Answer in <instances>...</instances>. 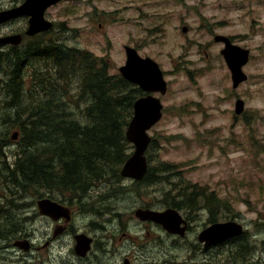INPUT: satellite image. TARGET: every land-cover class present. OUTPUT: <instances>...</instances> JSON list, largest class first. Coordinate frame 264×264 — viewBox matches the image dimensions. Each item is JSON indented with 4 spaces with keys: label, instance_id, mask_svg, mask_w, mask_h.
Returning a JSON list of instances; mask_svg holds the SVG:
<instances>
[{
    "label": "rangeland",
    "instance_id": "374dc122",
    "mask_svg": "<svg viewBox=\"0 0 264 264\" xmlns=\"http://www.w3.org/2000/svg\"><path fill=\"white\" fill-rule=\"evenodd\" d=\"M92 5L96 14L91 12ZM52 11L54 17L62 14L67 25L81 27L80 33L67 40V46L105 57L111 64V73L124 64V45L137 48L140 55L159 63L166 72L169 93L164 98L167 108L161 121L149 132L156 143L147 154L150 164L167 162L179 167L186 182L215 192L218 199L235 207L236 217L253 233L258 212L264 219V5L253 0H69ZM182 27H186L185 33ZM214 34L231 36L251 50L250 61L243 68L248 80L236 90L231 88L230 74L220 55L222 45L213 42ZM5 61L0 56V65ZM237 97L244 100L246 112L235 120L233 109ZM5 127V122L0 123V136ZM165 176L166 180L149 189L148 202L160 206L161 196L165 204L174 203L188 216L196 217L197 223L204 222L199 219L208 206L207 199L184 188L171 174ZM163 183L176 185L178 194L158 186ZM32 184L33 181L27 183L26 188L30 189ZM59 188L72 194L83 189H66L69 187L63 185ZM48 189L49 194H58L56 189ZM114 194L122 196L119 191ZM132 197L129 195L130 210L135 205ZM19 200L26 204L18 206ZM29 202L30 196L14 182L0 189V257L6 253L9 233L20 235L16 229L22 216L18 212L27 216ZM131 217L135 219L132 212L129 221ZM44 229L40 226L35 231L36 239L44 236ZM129 231L133 240L129 242V257L138 258L141 250L148 264H152L156 249L167 248L170 259L179 258L176 251L182 247L177 246L178 241L161 236L151 226L137 229L133 220ZM255 235L262 237L258 231ZM186 242L190 243V235ZM262 249L264 257V244ZM104 254L99 247L96 264H103ZM198 258H203L201 251ZM50 263L59 261L52 257Z\"/></svg>",
    "mask_w": 264,
    "mask_h": 264
},
{
    "label": "trees",
    "instance_id": "16d2710c",
    "mask_svg": "<svg viewBox=\"0 0 264 264\" xmlns=\"http://www.w3.org/2000/svg\"><path fill=\"white\" fill-rule=\"evenodd\" d=\"M75 52L78 57L74 70L71 58ZM51 56L56 64L55 79L45 80L44 86H36L38 99L31 97L32 93L23 88L18 68L22 60L9 63L6 81L0 77V123L6 124L0 136V189L14 182L30 196V206L44 195L48 187L63 185L69 187L66 189H81L86 185L81 190L84 192L93 183L108 178L119 182V168L132 148L125 138V129L139 90L132 88L119 74L110 75L108 63L87 51L66 48L60 51L57 48L52 50ZM71 74L77 79L74 102H84L78 116L67 108L69 101L63 100L66 92L63 83L70 84ZM10 91L18 101L12 99ZM13 130L17 132L15 141L11 140ZM174 170L166 163L153 166L141 182L134 183L132 189L141 194L146 187L166 180L167 174L180 176ZM176 180L179 181L178 178ZM32 181V187L27 189V183ZM182 184L190 191L208 195L209 202L210 199L216 201L215 194H206L196 186ZM173 186L176 188V185ZM17 191L20 195L21 191ZM178 192L176 188L174 194ZM206 202L209 205L208 200ZM25 204L23 200L17 201L18 206ZM213 205L216 207L218 204ZM19 216L22 217L16 230L20 231V235L9 233L7 240L28 237L25 225H29L33 217L29 214ZM215 216L211 214V219Z\"/></svg>",
    "mask_w": 264,
    "mask_h": 264
},
{
    "label": "flooded vegetation",
    "instance_id": "af4514ba",
    "mask_svg": "<svg viewBox=\"0 0 264 264\" xmlns=\"http://www.w3.org/2000/svg\"><path fill=\"white\" fill-rule=\"evenodd\" d=\"M23 1L0 0V10L18 6ZM46 15H44L45 19L47 18ZM27 24L28 18L23 16L6 23L0 29V34L16 35L22 44L27 43L31 46L35 45L37 37L45 42L50 41V35L47 33L27 37ZM53 25L52 29L58 30V25L56 23ZM114 192V185L111 182L107 184L96 182L84 192L67 195L63 191H58V194L49 196L50 200L60 203L66 212V216H61L57 220H53L49 215L36 218L44 221L42 247L44 249L45 264H51L50 259L52 257L57 258L58 264H96L99 259V247H102L105 252L103 264H148V258L144 256L141 250L138 258L129 257V242L133 243L128 235L130 233L129 226L133 221V219L129 221L131 203H129L127 196L122 195L119 197ZM85 200L88 201L87 204L79 202ZM137 206L139 208V205ZM104 209H107L108 212H104ZM149 209L162 210L163 208L151 204ZM30 211L33 212L34 208ZM181 215L186 222L183 238L168 235V238L173 239L174 242L178 241L177 246L179 248L182 247V249H178V251H181L177 253L180 254L179 258L177 260L170 259L167 248H159L156 249L157 255L152 256L155 257L152 264H166L165 260L169 261L168 264H210L206 256L202 259L198 258L199 250L203 249V245L197 241V235L207 224L205 213L200 217L204 221L202 223H197L198 219L196 217L188 216L183 211ZM37 220L35 221L37 222ZM134 222L137 229L141 226H151L154 231L161 229L160 226H155L151 222ZM166 235L164 232L161 233V236ZM189 235L190 243H187L186 239ZM79 238L85 240L86 244L80 246ZM33 240L34 233L32 234ZM123 240L124 242H122ZM181 242H185L186 245H181ZM32 245L36 250L38 249L35 241L32 242ZM154 245L155 243H152V246ZM141 247L151 250L149 246L142 245ZM84 248H86L85 251Z\"/></svg>",
    "mask_w": 264,
    "mask_h": 264
},
{
    "label": "water",
    "instance_id": "95a60500",
    "mask_svg": "<svg viewBox=\"0 0 264 264\" xmlns=\"http://www.w3.org/2000/svg\"><path fill=\"white\" fill-rule=\"evenodd\" d=\"M57 1L59 0H27L20 10L24 13H31L36 20H40L42 11ZM125 51L127 55L126 64L119 69L123 77L132 83L138 84L144 91H161L164 93L166 85L157 64L149 58H140L132 48L126 47ZM223 54L232 71V79L234 87H236L239 82L245 79L240 67L247 60V52L230 46L226 41V49ZM161 108L159 100L151 97L138 100L134 104V116L129 123L126 136L135 145V151L122 168L121 175L123 177L140 181L146 173L147 163L144 152L150 142L146 131L160 119ZM241 109L242 103L238 102L237 113ZM38 207L41 214H45L47 211L56 212L55 205L45 200L39 202ZM136 215L142 220H153L161 223L168 231L174 229L172 227L177 223L176 214L172 210L164 213L138 210ZM240 233L241 229L237 224L228 222L212 225L204 230L199 237L201 241L206 242L207 246V244L216 245L222 243L227 238ZM26 245V242H22L19 244V248L26 250Z\"/></svg>",
    "mask_w": 264,
    "mask_h": 264
},
{
    "label": "bare ground",
    "instance_id": "6f19581e",
    "mask_svg": "<svg viewBox=\"0 0 264 264\" xmlns=\"http://www.w3.org/2000/svg\"><path fill=\"white\" fill-rule=\"evenodd\" d=\"M127 91V90H126ZM124 105V104H123ZM125 108V107H124ZM110 110V109H109ZM174 110V109H173ZM127 114V113H126ZM98 117H100V116H98ZM113 118V117H112ZM120 125V124H119ZM100 126V125H99ZM86 128V127H85ZM102 128V127H101ZM89 130V129H88ZM95 132V131H94ZM109 133V132H108ZM116 135V134H115ZM119 135V134H118ZM90 137V136H89ZM118 138V137H117ZM123 138V137H122ZM116 142V141H115ZM114 142V143H115ZM117 143V142H116ZM123 143V142H122ZM96 149V148H95ZM123 150V149H122ZM121 150V151H122ZM96 151V150H95ZM99 151V150H98ZM123 158V157H122ZM124 159V158H123ZM191 162V161H190ZM164 167V166H163ZM167 168V167H166ZM231 185V184H230ZM117 191V190H116ZM131 198V197H130ZM133 198V197H132ZM181 248V247H180Z\"/></svg>",
    "mask_w": 264,
    "mask_h": 264
}]
</instances>
